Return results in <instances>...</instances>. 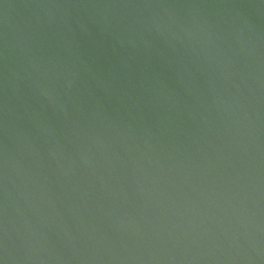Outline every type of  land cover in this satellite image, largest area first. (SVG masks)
<instances>
[{"label":"water","instance_id":"water-1","mask_svg":"<svg viewBox=\"0 0 264 264\" xmlns=\"http://www.w3.org/2000/svg\"><path fill=\"white\" fill-rule=\"evenodd\" d=\"M0 264H264V0H0Z\"/></svg>","mask_w":264,"mask_h":264}]
</instances>
